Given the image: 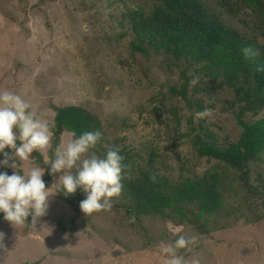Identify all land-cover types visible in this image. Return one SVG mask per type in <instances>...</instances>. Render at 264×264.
<instances>
[{"label": "rangeland", "instance_id": "1", "mask_svg": "<svg viewBox=\"0 0 264 264\" xmlns=\"http://www.w3.org/2000/svg\"><path fill=\"white\" fill-rule=\"evenodd\" d=\"M257 1L238 4L237 15L222 16L263 42L257 16L264 17V0ZM139 5L134 0L129 7ZM125 6L121 0H0V91L20 95L52 132L48 148L34 152L17 171L51 166L56 110L78 106L101 123L102 141L91 150L96 155L118 146L172 183L211 178L221 208L201 218L204 230L176 209L164 216H129L125 192L113 198L110 210L84 214L79 207L84 194L65 196L55 184L63 173L50 176L46 170L52 196L36 228L27 222L11 226L0 214L6 248L0 264H165L160 243L173 244L179 235L198 238L178 250L185 264H264V153L248 163L245 177L201 156L196 144L198 138L220 149L235 144L243 133L240 121L254 123L264 118V110L240 117L239 97L223 76L163 51L136 50ZM205 109L211 115L199 118L196 113ZM74 138L65 131L58 146Z\"/></svg>", "mask_w": 264, "mask_h": 264}, {"label": "trees", "instance_id": "2", "mask_svg": "<svg viewBox=\"0 0 264 264\" xmlns=\"http://www.w3.org/2000/svg\"><path fill=\"white\" fill-rule=\"evenodd\" d=\"M121 1L126 5L124 14L136 50L143 53L150 49L163 51L188 63L203 64L215 75L223 76L239 97L240 117L246 113L257 115L264 110V71H257L264 65V29L261 34L263 42H259L231 27L222 16V13L237 15L238 4L256 6L260 1L215 0L212 5L208 0H138L140 5L133 9L129 4L134 0ZM257 17L264 27V17ZM245 47L258 50L260 55L245 59L242 53ZM182 94L185 96L184 91ZM240 125L243 133L235 144L220 149L200 138L196 144L201 156L224 162L247 177L245 168L248 163L264 153V118L250 124L242 120ZM97 130L102 132L101 142V123L88 110L78 106L59 108L53 129V151L65 131L77 137ZM107 151L101 149L98 153L103 156ZM120 154L127 166L121 193H127L130 198L131 205L125 207L129 216H164L165 211L176 209L183 218L204 230V225H199L201 218L214 215L221 208V195L217 183L211 178H185L172 183L142 168L135 153L120 149Z\"/></svg>", "mask_w": 264, "mask_h": 264}, {"label": "clouds", "instance_id": "3", "mask_svg": "<svg viewBox=\"0 0 264 264\" xmlns=\"http://www.w3.org/2000/svg\"><path fill=\"white\" fill-rule=\"evenodd\" d=\"M242 53L245 59L260 55L251 47H245ZM257 71H264V65ZM191 83L195 85L197 81ZM196 115L204 119L211 115V110L205 109ZM101 137L99 130L82 133L66 147L57 146L48 169L36 166L22 174L17 171L21 163L29 161L34 152L45 151L52 132L50 125L37 118L32 106L20 95L0 91V169L13 170L11 175L0 171V214L3 220L11 226H23L27 222L36 228L40 218L48 214L52 196V186L46 187L43 178L46 170L50 176L63 173L55 184L62 185L65 196H71L77 190L84 194L85 198L79 204L84 214L110 210L113 198L121 194L127 166L123 164L124 156L118 146L103 156L91 151ZM3 239L4 233L0 232V254L6 250ZM197 239L196 235H179L173 244L162 241L160 248L167 257L165 264H185L184 257L177 254L178 250L195 245ZM193 264H199V260H194Z\"/></svg>", "mask_w": 264, "mask_h": 264}]
</instances>
